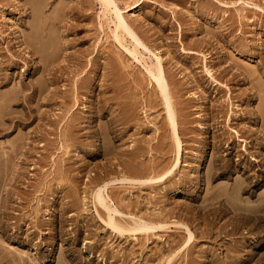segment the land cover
<instances>
[{
  "label": "rangeland",
  "instance_id": "obj_1",
  "mask_svg": "<svg viewBox=\"0 0 264 264\" xmlns=\"http://www.w3.org/2000/svg\"><path fill=\"white\" fill-rule=\"evenodd\" d=\"M263 206L264 0H0V264H264Z\"/></svg>",
  "mask_w": 264,
  "mask_h": 264
},
{
  "label": "bare ground",
  "instance_id": "obj_2",
  "mask_svg": "<svg viewBox=\"0 0 264 264\" xmlns=\"http://www.w3.org/2000/svg\"><path fill=\"white\" fill-rule=\"evenodd\" d=\"M100 1V3L101 4H103L104 5V7H106V8H108L110 5H111V3H112V0H99ZM119 18V17H118ZM117 19V18H116ZM121 19V18H120ZM118 20V22L117 21H115V25H116V28L117 29H122L123 27H122V24L124 23V21H122V20ZM121 21L123 22V23H121ZM159 70V69H158ZM160 71V70H159ZM158 71V72H159ZM160 73V72H159ZM168 117H170V114H169V116ZM171 118V117H170ZM172 121H174V120H172ZM264 207V206H263ZM259 209V208H258ZM258 209H256V210H258ZM264 209V208H263ZM260 211V210H259ZM263 211V210H262ZM253 212H255V211H253Z\"/></svg>",
  "mask_w": 264,
  "mask_h": 264
}]
</instances>
